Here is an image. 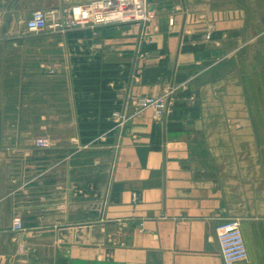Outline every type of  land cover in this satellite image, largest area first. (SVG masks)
I'll return each instance as SVG.
<instances>
[{"label": "crops", "instance_id": "0c3cea01", "mask_svg": "<svg viewBox=\"0 0 264 264\" xmlns=\"http://www.w3.org/2000/svg\"><path fill=\"white\" fill-rule=\"evenodd\" d=\"M88 1L0 0V264H224L233 217L264 264V0H148L150 43L26 28ZM170 88L161 119L115 115Z\"/></svg>", "mask_w": 264, "mask_h": 264}, {"label": "built area", "instance_id": "2783aa9c", "mask_svg": "<svg viewBox=\"0 0 264 264\" xmlns=\"http://www.w3.org/2000/svg\"><path fill=\"white\" fill-rule=\"evenodd\" d=\"M156 17V9L148 0H92L82 4H75L61 10L35 9L26 21V28L31 32L44 30H68L74 28L92 29L105 25L140 23L142 25L141 40L152 42L149 33L151 23ZM173 23V18L169 19ZM177 88H170L157 96L139 97L135 100L134 110L131 113L115 112L120 123L127 121L131 116L142 113L146 108L153 110V116L161 119L172 109L177 100ZM38 148H49L53 140L49 135H39L34 139ZM138 194L134 193V198ZM24 221L21 215L12 218V229L21 231ZM220 245V254L224 264H237L248 258L249 252L245 241L240 219L233 217L222 221L216 227Z\"/></svg>", "mask_w": 264, "mask_h": 264}]
</instances>
